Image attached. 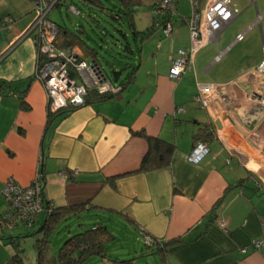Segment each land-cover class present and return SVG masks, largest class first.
I'll list each match as a JSON object with an SVG mask.
<instances>
[{"label":"crops","instance_id":"crops-1","mask_svg":"<svg viewBox=\"0 0 264 264\" xmlns=\"http://www.w3.org/2000/svg\"><path fill=\"white\" fill-rule=\"evenodd\" d=\"M140 1L150 7L153 0ZM205 1L197 0L200 8ZM34 12L30 0H0V189L10 177L26 186L41 171L44 201L85 204L84 212L124 219L145 243L151 237L169 242L166 264H264V76L255 71L262 54L220 81L201 82L197 69L205 72L221 59L199 49L189 76L172 79L171 60L189 44L187 24L172 14L165 20L178 46L163 60L152 59L139 77L137 69L124 90L114 84L118 91L110 98L49 113L27 33ZM246 31L223 42L221 55ZM222 32L210 42L217 48ZM199 84L219 87V99L207 108L196 100ZM205 125L212 135L196 140ZM141 131L173 146L167 164L138 169L149 148L136 134ZM197 141L208 152L191 163L187 155ZM6 208L0 197V214ZM22 234L18 226L0 229L8 256Z\"/></svg>","mask_w":264,"mask_h":264},{"label":"rangeland","instance_id":"rangeland-1","mask_svg":"<svg viewBox=\"0 0 264 264\" xmlns=\"http://www.w3.org/2000/svg\"><path fill=\"white\" fill-rule=\"evenodd\" d=\"M112 2L113 0H102L103 6L107 8H111ZM235 2L238 5L239 12L233 22L223 30L222 37L218 42V48L215 44L209 43L201 48L199 52L219 53L224 48L223 42L230 44L233 41V36L238 31L242 32L245 29L247 31L244 33L242 40L232 44L228 52L221 55L218 59H221L219 63H213L205 72L197 69L198 79L201 82L220 81L232 73L234 69L245 65L246 62H255L256 59L259 60L261 58L262 46H264V0H255V2L252 0H235ZM71 6H74L79 13L73 12L70 9ZM136 8L134 12L135 28L141 31L153 22L154 12L151 7H148L147 4L143 5L140 0L137 1ZM189 14L190 5L188 0H179L177 12L172 17L176 21H179L181 16H188ZM34 15L36 16V12H34ZM89 15L95 20H92ZM48 20L55 25L65 27L71 31H76L81 26L85 34L90 37L88 43L96 46L103 44L104 47L106 43L100 39L103 36L102 33H106L104 29H107L113 35L116 32L115 28L123 29L134 50L131 61L139 65L137 77L143 75L147 68L151 67L152 59L157 58L158 62H160L169 51L178 46L174 40L175 32L166 36L161 33L158 27L159 29L142 42L140 52L138 53L136 43L133 41V36L128 30L126 23L111 18L109 14L102 13L97 7L84 4L81 0H62L57 7H54L48 13ZM106 38L107 41H110L109 34H107ZM103 50L104 48L101 47V53H103ZM105 57L107 58L108 56ZM202 57H206V54H202ZM97 59L107 77L112 79L110 70L105 62L100 57ZM107 60H110V58H107ZM189 70H187L188 72L186 71L187 73L184 77L189 76ZM123 76L124 73L121 75V78ZM192 82L190 80V84ZM191 106L194 107L193 109H197L194 101L191 102ZM198 112L200 110L197 109L196 113ZM96 214L101 215V213L85 211L81 213L80 218L69 215L66 219L62 220L49 238L50 243L43 261L44 264H59L56 260V255L64 240L69 235L90 228L97 222L109 228L115 237L113 241L106 244V253L112 259L118 258L123 262L115 261L111 258L104 259L99 256H90L85 264H164L155 253L154 247L147 248L145 241L140 238L138 232L127 224L124 219L112 220L106 214H102V216H97ZM18 228L19 232L23 233L21 237L16 238L22 264H36V250L34 248L36 234H25V228L21 224L18 225ZM36 229L37 226H34L30 233H33ZM5 247L6 244L0 241V264H6L9 257L5 251Z\"/></svg>","mask_w":264,"mask_h":264},{"label":"built area","instance_id":"built-area-1","mask_svg":"<svg viewBox=\"0 0 264 264\" xmlns=\"http://www.w3.org/2000/svg\"><path fill=\"white\" fill-rule=\"evenodd\" d=\"M30 1L36 16L27 33L33 34V41L39 48V53L43 55L41 58L37 56L34 78L45 88L48 111L55 113L84 105L89 90L99 94L116 93L118 88L106 77L95 59L82 57L75 48L56 46L57 28L48 20V13L62 0ZM189 1L191 11L186 19L189 44L185 48L177 49L176 56L171 60L169 77L172 79H179L192 68L195 53L206 44L217 41L219 33L238 14L234 0H206L202 8L199 7L197 0ZM177 7L178 0H155L153 12L159 16L166 13L173 14ZM70 9L75 13L78 12L74 6ZM171 31V24L165 23L162 27L163 35L169 36ZM243 36L244 33L238 34L235 41L241 40ZM221 54L219 52L217 59ZM255 71L264 76V46H262V59ZM218 89L219 87L212 84H199L196 100L203 108H207L212 101L219 99ZM207 152V143L197 141L187 155V160L198 163ZM40 176V171H37L35 177L26 186L18 184L12 177L4 181L0 189V197L7 208L0 214V228L12 229L18 224L32 227L39 219L44 211L43 185ZM146 243L152 244L153 241L148 238ZM254 243L255 246L261 244L260 241Z\"/></svg>","mask_w":264,"mask_h":264},{"label":"trees","instance_id":"trees-1","mask_svg":"<svg viewBox=\"0 0 264 264\" xmlns=\"http://www.w3.org/2000/svg\"><path fill=\"white\" fill-rule=\"evenodd\" d=\"M81 1L84 4L97 7L98 10H100L102 13L109 14L111 18L117 21H123L124 23H126L128 30L133 36V41L136 43V50L138 53L140 52L142 42L155 31V26L162 25L163 27V25L168 22L165 20V18L169 19V17L172 16V13H166L161 16L155 15L154 13L153 23L150 26L146 27L144 30L138 31L136 30L134 23V12L137 9L136 6L138 0H113L111 8L103 6L102 0ZM154 1L155 0H153L150 4L152 11H155ZM59 4L60 3L56 4L54 7H57ZM78 13L79 11L77 12V14ZM188 16H181V21H184L186 23V19ZM89 17L92 20H95L90 15ZM56 28L57 34L55 44L57 47H77L81 50L83 54H85V56H87L88 58L95 59L97 63L101 66L100 62L97 59L98 57H100L101 60L105 62V64L109 68L112 79L108 78L105 74L106 77L111 82L113 81L118 86H120L121 90H124L129 85L133 84L135 80V74L139 65H136L131 61V56H133L134 50L132 49L127 34L124 32L123 29L115 28V35H113L107 29H104L106 30V33L103 32V36L100 37L101 41H104L106 43L104 47L103 44H99V46H96L88 43L90 37L85 34V31L81 26L78 27L76 31H71L59 25H56ZM107 34H109L110 41H107ZM101 47L104 48L103 53H101L100 51ZM36 48L37 55L41 58L43 55L39 53V48L37 47V45ZM105 56H108L107 58H110V60H107ZM123 73L124 76L123 78H121V75ZM113 82L112 84H115ZM113 95L115 94H99L94 90H89L86 95L85 102L92 99L103 100L110 98ZM208 126L209 125H205V128H202L200 131H198L196 140H204L212 135L206 130V127ZM136 134L144 136L149 143L148 151L141 160V163L138 168L139 170L160 167L168 163L171 153L173 151V146L171 144L164 142L163 140H160L158 138L145 135L142 131ZM220 201L221 199H219L217 203H220ZM84 207L85 204L54 206L52 203L44 201V211L41 214V221L39 218L37 221H35L32 227H26L23 225V227L27 230H30L34 226H37V229L34 230L33 233H28L30 235L36 234V239L34 241V248L36 250V264H44L43 261L46 257L49 248L48 245L50 243L49 238L51 234L54 233L57 229L58 224L62 220L66 219L69 215H73L77 218H80L81 213H83L85 210ZM114 238L115 237L113 236V234L105 225L97 222L90 228H86L80 232L69 235L64 240L62 246L59 248L56 255V260L59 264H85L90 256H99L105 258L108 256L105 248L106 244L113 241ZM151 239L153 243H145L146 247H154L155 253L159 257L161 262L166 264V245L169 244V242L161 240L159 241L158 239L152 237ZM11 240L9 241L10 243ZM12 245L14 247V252L9 255L6 264H22V260L19 254L20 249L17 245L16 239L13 240ZM114 260L123 262L120 261L118 258H115Z\"/></svg>","mask_w":264,"mask_h":264}]
</instances>
